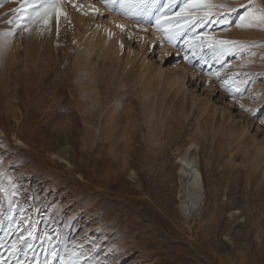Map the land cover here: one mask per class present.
Returning a JSON list of instances; mask_svg holds the SVG:
<instances>
[{
    "label": "rangeland",
    "instance_id": "374dc122",
    "mask_svg": "<svg viewBox=\"0 0 264 264\" xmlns=\"http://www.w3.org/2000/svg\"><path fill=\"white\" fill-rule=\"evenodd\" d=\"M73 1L47 25L0 4V264H264V47L217 43L264 45L249 0H216L229 7L203 24L177 15L184 0H143L139 25L122 16L141 34L125 24L116 50L100 32L88 51L109 16ZM191 143L204 201L185 216Z\"/></svg>",
    "mask_w": 264,
    "mask_h": 264
},
{
    "label": "bare ground",
    "instance_id": "6f19581e",
    "mask_svg": "<svg viewBox=\"0 0 264 264\" xmlns=\"http://www.w3.org/2000/svg\"><path fill=\"white\" fill-rule=\"evenodd\" d=\"M73 4L74 1L71 5L73 6ZM89 5H91L92 8L101 10L103 15H108L109 18L105 22H92L91 24H88L85 33L81 37V44L83 45L84 50L88 51L91 49L89 39L100 32L103 33L104 36L109 34L113 35L115 38H112L114 43L111 41L112 43L109 44V41L107 46L110 49L115 48L117 50L119 44H115V40L118 41L121 33L124 31V29L121 30V28L117 27V24H127L130 29L134 30L137 34H141V28L138 27L136 23L126 21L121 15L105 8L100 0H79V3H77L74 8L78 9L83 17L91 20L93 17L91 16ZM143 37H145L144 34ZM159 48L161 52L169 55L171 44L168 40H164L159 44ZM182 69H187L184 64L182 65ZM197 149V145L195 143H191L177 157L179 164L177 169L178 186L183 191V193H181L182 197L179 195L178 198L180 201L179 208L185 216H191L195 211H198L204 201L202 177L196 155Z\"/></svg>",
    "mask_w": 264,
    "mask_h": 264
},
{
    "label": "snow or ice",
    "instance_id": "6c2138e0",
    "mask_svg": "<svg viewBox=\"0 0 264 264\" xmlns=\"http://www.w3.org/2000/svg\"><path fill=\"white\" fill-rule=\"evenodd\" d=\"M69 2H71V0H69ZM100 2L105 6V8L109 9L110 11L116 12L118 15L137 18L138 25L141 23L142 17H136L132 9L137 7H140L141 9L148 7L143 3V0H140L139 4L134 2V0H100ZM2 3L3 0H0V4ZM61 3L62 0H40L39 4H28L27 0H25V2L21 5V8L17 11L23 12L25 8H34L36 11V15L43 20L45 25H47L49 22V17L51 15H55V17L57 18V22L59 21V18L61 16L66 15V13H64L60 7ZM153 3H155V0H153ZM255 3L256 0H249L248 6H241L246 7V10L249 12V16L246 18L247 23L243 26L259 27L261 29H264V8L254 6ZM73 6L75 7V4H73ZM227 7H229L227 3H218L216 2V0H184V7L180 9V13H178L177 15H187L190 18V22L198 21L200 24H203L216 15V12L214 11L215 9H224ZM89 8L94 13L100 15L103 14L99 9L92 8L91 5H89ZM41 9L43 10L42 12ZM156 23H160L159 17L157 18ZM116 26L121 28V30L124 29V25L122 24H117ZM177 35L179 34L177 33ZM208 39L211 40V37H209ZM217 43L220 45L231 44L233 47L239 46L240 48H243L245 46L264 47V45H256L255 43L246 44L245 42L240 41H217ZM252 55H256V53H252ZM261 58L264 59V56H262ZM28 235L31 236L32 233L29 232ZM45 236H47V233H45ZM48 239H51V237H48ZM71 243L73 245H76L77 241L73 240L71 241ZM13 248H15V244H13ZM53 255H55V253H53ZM73 256H75L76 258L66 261L62 260L61 264H80L81 258H84L85 264H95V261L89 260L84 257L83 253H73ZM45 264H48V262L45 261Z\"/></svg>",
    "mask_w": 264,
    "mask_h": 264
}]
</instances>
